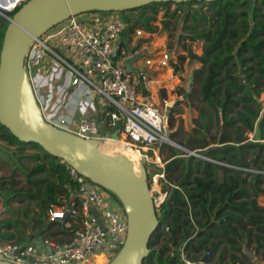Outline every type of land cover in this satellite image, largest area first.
I'll return each mask as SVG.
<instances>
[{
  "label": "trees",
  "instance_id": "16d2710c",
  "mask_svg": "<svg viewBox=\"0 0 264 264\" xmlns=\"http://www.w3.org/2000/svg\"><path fill=\"white\" fill-rule=\"evenodd\" d=\"M169 4H174L172 11ZM159 10H164L161 30L170 32L177 23L180 25V48L185 54L178 59L182 62L187 57L200 66L189 75L185 100L178 101H195L192 126L184 133L173 131L168 135L182 149L168 144L158 149L164 161V179L176 187L168 189L160 206L159 226L149 238L143 264H179L176 247L180 244L193 261L254 264L245 250L254 257L264 255V202L259 201L264 200V175L231 166L264 170V107L258 100L264 94V0L149 3L116 12L125 24L121 37H128L136 28L155 33ZM167 17L174 18L172 28L164 19ZM6 24L0 17V46ZM195 41L201 42L199 55L189 48ZM174 105L167 114L168 127L173 122L171 112L180 113ZM104 130L108 135L114 133V129ZM249 132L253 141L247 140ZM0 141L13 147L17 162H31L21 165L23 185L13 177L14 169L10 175L0 176V197H6V203L32 201L36 207L32 219L1 221L0 239L22 243L30 238L24 231L26 225L41 238L69 234L70 228L65 225L69 217L44 221L50 206L68 202L73 184L64 165L38 152L22 153L26 146L39 147L18 141L2 125ZM250 151L251 158L245 161ZM112 198L121 206L114 195ZM171 246L173 255L169 256Z\"/></svg>",
  "mask_w": 264,
  "mask_h": 264
},
{
  "label": "built area",
  "instance_id": "2783aa9c",
  "mask_svg": "<svg viewBox=\"0 0 264 264\" xmlns=\"http://www.w3.org/2000/svg\"><path fill=\"white\" fill-rule=\"evenodd\" d=\"M24 1L0 0V17L8 22ZM124 28L121 19L106 13L69 16L33 38L23 56L22 68L46 123L101 143L110 139L104 128L114 129L117 137H121L119 141L135 154L137 166L159 169L147 181L158 217L168 189L176 187L164 179V162L156 149L160 144L173 143L168 137L166 119L172 102L160 96L151 72L170 68L174 59L166 49L152 48V33L141 29H134L121 42ZM134 55H139L131 63L136 70L129 72L124 60ZM137 61L141 65L136 66ZM188 154L226 165L195 151ZM60 163L73 188L68 193V202L50 206L46 215L48 220H62L67 213L68 237L63 241L41 238L38 246L0 239V260L13 264H97L91 258L100 255L103 257L100 264H106L123 244L127 225L122 207L106 195L110 192ZM231 167L264 175L263 169ZM176 248L179 264H209L191 260L183 244ZM168 255H173L172 246ZM219 264L241 263L225 260Z\"/></svg>",
  "mask_w": 264,
  "mask_h": 264
},
{
  "label": "water",
  "instance_id": "95a60500",
  "mask_svg": "<svg viewBox=\"0 0 264 264\" xmlns=\"http://www.w3.org/2000/svg\"><path fill=\"white\" fill-rule=\"evenodd\" d=\"M187 1L190 0H25L12 13L4 29L0 46V125L18 141L37 145L46 157L65 163L117 198L126 218V235L106 264H143L148 254L149 238L159 223L148 191L145 167L139 164L138 171H134L132 161L123 153L102 152L100 141L80 138L46 123L22 68L23 56L34 37L69 16ZM138 56L124 60L127 71L136 70L131 63ZM171 145L182 149L174 142ZM245 253L253 258L252 253L246 250ZM0 264L13 263L0 260Z\"/></svg>",
  "mask_w": 264,
  "mask_h": 264
},
{
  "label": "rangeland",
  "instance_id": "374dc122",
  "mask_svg": "<svg viewBox=\"0 0 264 264\" xmlns=\"http://www.w3.org/2000/svg\"><path fill=\"white\" fill-rule=\"evenodd\" d=\"M173 9H174V4H169L168 10L172 11ZM163 12H164V10H159L157 12L156 20L154 23L157 25L158 30L155 33H153V35L150 36L151 46H152V48H156L157 50L162 49V48L166 49L174 59L176 71L179 70V73L185 71L183 73V75L185 77H183V76L178 77L180 80L179 82L181 83V86H175L172 90H168L166 92V95L168 96L167 98L169 100H173V104H175L174 107L177 108L182 114V116H181V115L174 114V112L173 113L171 112L173 122H172V126L168 127V135H169V133L173 132V131H178V132L184 133V132L188 131L189 128L192 126L191 120H192L193 116L196 115V111H195L194 107L192 106L193 103L195 104V101L193 100L192 103H189V102L188 103H184V102L178 103V101H183V99H182L183 97L181 96L180 98H178V96H179V94L183 95V94L187 93V91H188L186 89L187 75H188V73H191V71L194 67H199L200 64L198 62H196L195 60L188 59L187 57H185L182 62L178 59L179 55L185 54L184 52L181 51V48H180V45H181V42L179 41V33H181L180 25H179V23H177L175 25V28L171 29L170 32L161 30L160 29V19H162ZM104 13L108 14L109 17L110 16H117V13L112 12V11L104 12ZM131 15H134V13H131ZM175 15H178V14L176 13ZM164 19H167L170 22L169 26L172 28L174 18L167 17ZM189 48H190L191 52L199 55L201 53V42H199V41L192 42L189 44ZM182 64L184 66H182ZM258 100H259L261 106L264 107V94L263 93H261L259 95ZM109 138L111 139V140H109L110 144H114L115 146H117L119 148H123V146L125 147V145H123L122 143H120L121 141H119L121 139V137H117L115 132L112 133L109 136ZM247 140L253 141V135H250L249 137L247 136ZM106 141H108V140H106ZM116 141H118V142H116ZM160 145H162V144H160ZM160 145H158L156 147L157 150L162 147ZM168 145H170V144H168ZM126 149H128V148H126ZM12 151H13V147H6L4 145V143L0 141V176H8L11 174V171L14 169L15 172L13 174V177L15 179H18L19 183L23 185L24 180L22 178L21 165L25 164L26 166H28L31 164V162L28 160H25V159H23V161L21 160L20 162H17L15 160L16 154H13ZM129 151L130 150H128V152ZM32 152H38L41 155H43L44 157H46L45 154L43 153V151L39 148L35 149L32 147L26 146L24 148V150L22 151V153H32ZM250 153H251V151L248 152V155L246 156L245 161H247L251 158ZM108 154H118V153H108ZM130 154L133 155V153L131 151H130ZM145 170L147 173V181H148L149 178L151 177L152 172L158 171L159 169H153L151 167V168H145ZM106 195H108V196H110V198H112V195L107 193V192H106ZM5 199H6V197L5 198L0 197V223H1V221L6 220V219H10V220H14V219L20 220L21 219L22 221H27L28 218L29 219L34 218L33 210H36L34 202H32V201L17 202L15 200H12V201L6 203ZM259 201L264 202V200H262V199H260ZM47 220H48V218L45 215L44 221H47ZM0 227H1V224H0ZM24 231H25V234H28L29 236L33 235L34 239L37 236V231L33 230L29 225L25 226ZM29 240H31V238H27V239L23 240L22 243L23 242L24 243L30 242ZM102 261H103V258H99V257L96 258L97 264L102 263Z\"/></svg>",
  "mask_w": 264,
  "mask_h": 264
},
{
  "label": "crops",
  "instance_id": "0c3cea01",
  "mask_svg": "<svg viewBox=\"0 0 264 264\" xmlns=\"http://www.w3.org/2000/svg\"><path fill=\"white\" fill-rule=\"evenodd\" d=\"M100 14H103V13H101V12H99ZM152 35H153V33H152ZM125 40V38L124 37H120V41L121 42H123ZM175 62H174V60H172L171 61V64H170V68H166V69H160V70H156V71H152L151 72V74H152V77L154 78V81H155V87H157V88H159V91H160V95L162 96V97H168L167 95H166V92L168 91V90H172L175 86H181V83L179 82L180 80H179V76H183V77H185L184 75H183V73L185 72V71H183V72H180L179 73V70L178 71H176V68H175V64H174ZM137 65H141V61H137L136 62V66ZM182 66H184L183 64H182ZM132 67V66H131ZM195 68V67H194ZM181 69V68H180ZM189 75H190V73H188V75H187V78H186V89L187 90H189ZM180 83H178V82ZM183 97L182 99L184 100L185 99V97H186V94H183V95H180L179 94V96H178V98H180V97ZM171 102H172V104H173V100H170ZM177 115H181L182 116V114H181V112L179 113V114H177ZM194 117V116H193ZM249 135H253V133L252 132H249ZM249 135H248V133H247V136L249 137ZM164 162V161H163ZM164 165V164H163ZM93 213H94V211H92ZM94 215H95V213H94ZM64 220V219H63ZM62 220V221H63ZM34 236L32 235V236H30V238H31V240H29L30 242H28V243H34L36 246H38L39 245V242H40V240H41V237L40 236H36L35 237V239L33 238ZM68 237V233H57V234H55L54 236H52L51 238L52 239H54V240H56V241H63V240H65L66 238ZM100 255H96V256H93L92 258H91V260H93V261H96V258L97 257H99ZM251 260H254V264H264V256H262V257H254L253 256V258L251 259Z\"/></svg>",
  "mask_w": 264,
  "mask_h": 264
},
{
  "label": "bare ground",
  "instance_id": "6f19581e",
  "mask_svg": "<svg viewBox=\"0 0 264 264\" xmlns=\"http://www.w3.org/2000/svg\"><path fill=\"white\" fill-rule=\"evenodd\" d=\"M107 140L108 141L105 140L103 143H101L99 145V149L102 152H105V153H123L124 155H126L132 161L134 171H137L138 169H137V163H136V156H135V154L131 151L134 156L131 155L130 154V151L128 152L129 149H126V147H124V146H123V148H119V147L115 146L114 144H110L109 143V140H111V139H107ZM116 142H118V141H116ZM120 143H122V142H120ZM99 258H103V257L102 256H99Z\"/></svg>",
  "mask_w": 264,
  "mask_h": 264
}]
</instances>
